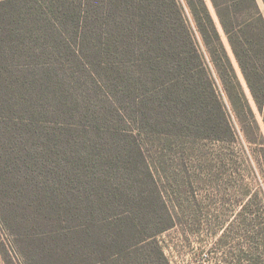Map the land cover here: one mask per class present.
Segmentation results:
<instances>
[{
	"label": "trees",
	"instance_id": "obj_1",
	"mask_svg": "<svg viewBox=\"0 0 264 264\" xmlns=\"http://www.w3.org/2000/svg\"><path fill=\"white\" fill-rule=\"evenodd\" d=\"M209 1L229 49L205 0L0 15V194L36 225L17 258L169 264L164 194L196 163L239 194L241 262L264 264V185L250 179L264 180V16L256 0Z\"/></svg>",
	"mask_w": 264,
	"mask_h": 264
},
{
	"label": "rangeland",
	"instance_id": "obj_2",
	"mask_svg": "<svg viewBox=\"0 0 264 264\" xmlns=\"http://www.w3.org/2000/svg\"><path fill=\"white\" fill-rule=\"evenodd\" d=\"M39 1L41 0H0V15H5L1 16L4 21L18 14H23L24 18V14ZM73 1L77 5L86 2V0ZM179 1L184 3L183 0ZM205 1L217 23L223 42L229 49L213 7L209 0ZM256 1L264 16L263 2ZM3 27L4 24L0 28ZM234 66L244 85L235 62ZM254 112L264 136L262 118L255 108ZM185 168V184L182 185L180 179L175 180L172 186L173 192L170 193L168 189L169 194H164L169 206H173L171 211L176 224L158 238L169 264H247L245 261L241 262L243 257L240 251L243 250L246 255L250 241L248 238L241 241L237 235L239 234L237 217L240 210L239 194H235L234 190L226 192L222 189L221 180L210 175L219 172L215 168L207 169L206 166L196 163H188ZM250 179L253 181L251 183L253 186L261 184L260 182L264 185L261 177L253 175ZM4 195L6 194H0V264H27V260L20 256L17 258L14 252L19 250L25 255L29 251L27 246L29 242H26L24 237L21 238L20 234L36 230V225L33 226L30 222H27L28 225L24 223L23 218L29 212L19 209L23 203L6 199ZM22 196L19 195L18 198ZM246 198L249 199L248 196ZM262 198L263 196L259 197L260 205H264ZM18 234L19 236L16 237Z\"/></svg>",
	"mask_w": 264,
	"mask_h": 264
},
{
	"label": "snow or ice",
	"instance_id": "obj_3",
	"mask_svg": "<svg viewBox=\"0 0 264 264\" xmlns=\"http://www.w3.org/2000/svg\"><path fill=\"white\" fill-rule=\"evenodd\" d=\"M261 2H264V0H261Z\"/></svg>",
	"mask_w": 264,
	"mask_h": 264
}]
</instances>
